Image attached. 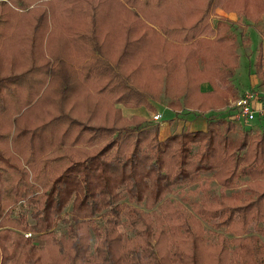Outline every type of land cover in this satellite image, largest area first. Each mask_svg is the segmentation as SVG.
I'll list each match as a JSON object with an SVG mask.
<instances>
[{"label":"trees","instance_id":"trees-1","mask_svg":"<svg viewBox=\"0 0 264 264\" xmlns=\"http://www.w3.org/2000/svg\"><path fill=\"white\" fill-rule=\"evenodd\" d=\"M0 4L15 8L0 14V61L13 56L22 63L0 67V116L15 128L19 120L34 122L56 104L58 115L49 122L59 120L67 131L76 127L73 144L82 138L98 147L102 141L89 154L76 149L39 163L24 159L30 175L0 148V210L24 204L32 223L20 215V231L40 241L2 229L0 250L8 252L0 255V264L15 256L23 264H46L42 252L47 248L57 256L52 264H264V245L256 236L264 235V179L224 191L239 161H263L264 132L249 137L251 128L242 125L235 144L229 134L237 126L223 116L207 119L204 129H181L159 139L157 125L149 122L84 127L68 115L75 88L93 75L105 76L113 102L125 105L146 104L135 88L138 73L144 80L163 74V94L171 107L207 112L228 96L236 98L230 81L238 55L235 37L227 32L230 22L209 19L219 7L257 22L264 16V0ZM33 29L39 57L29 33ZM53 41L62 44L61 51L51 48ZM6 44L11 46L4 49ZM202 83L210 88L201 91ZM28 110L32 116H24ZM2 131V143L20 134ZM29 146L31 156L34 146ZM224 208L227 216L217 222ZM210 231L215 239H226L215 231L231 238L218 247L208 242L205 232Z\"/></svg>","mask_w":264,"mask_h":264},{"label":"rangeland","instance_id":"rangeland-1","mask_svg":"<svg viewBox=\"0 0 264 264\" xmlns=\"http://www.w3.org/2000/svg\"><path fill=\"white\" fill-rule=\"evenodd\" d=\"M47 0H29L33 7L35 5H39L41 2H46ZM49 1V0H48ZM15 9L13 5H1L0 4V14H4V12L9 11L10 9ZM172 11H168V15H172ZM231 14H235L236 19L232 16H229ZM218 18L225 19L230 22V29L228 32L229 35H232L235 37V50L239 55L243 54V40H245L244 33L248 31L249 26H251L253 29H255L258 34L261 37H264V17L263 19H260L259 22L254 23L252 25H247V20L241 18L238 14L233 12H226L222 8H217L215 10V13L210 16L209 21L211 23H215ZM250 21V20H248ZM32 32V39L35 46V53L36 56L39 55V42L37 40V37H35L36 30L33 29L29 33ZM29 36V35H27ZM27 38V37H26ZM44 45V42L42 43ZM7 46H11L10 44H6L3 46L4 49L7 48ZM51 48L56 51H61L62 44L58 41L51 42L50 43ZM39 57V56H38ZM46 60V59H45ZM249 60L247 57L242 55L240 59L237 62V67L235 68V73L233 75V78L231 84L233 88L235 87L238 90V94L244 93L250 89V79L249 75L252 74L254 71V65L250 62H246ZM12 63L14 66L18 67L21 66L22 63H17L15 57L8 56L7 60L3 62L0 61V67L1 68H7L9 64ZM135 88L142 92L144 94L145 102L146 104L140 105V104H133V102L125 105L121 101H115V99L112 98V95H109L108 92L110 91V85L105 84L106 77H97L95 75L92 76V79H88L87 82H85L84 85H79L75 88V93L77 94L74 97V103L72 108L70 109L68 115L70 118H74L75 120L79 121L84 127H88V125L91 126H101V127H115L118 128L119 126H133L134 124L138 123H150V124H156L158 127L157 132V138L163 139L164 137L168 136L172 133H178L181 129L186 130H192V129H204L205 123L207 119L209 118H224L227 119L226 113L229 111L228 107L229 104L235 99H228L225 98L226 101L221 104V106L213 107L211 110H208L207 112H201L191 109H179V106L177 107H171L168 106L169 97L164 96L163 94V87L166 82L165 79H163V74L156 75V78H146L143 79V74H137L135 76ZM78 81H81V79H78ZM169 82L172 84V80L170 79ZM203 84V83H202ZM201 85V84H200ZM144 86V88H143ZM261 86H263L261 84ZM207 87L203 88L206 89ZM210 88V86H209ZM207 88V89H209ZM206 89V90H207ZM203 91L202 89H200ZM115 95H117L116 90H114ZM115 97V96H113ZM237 97V96H236ZM228 99V100H227ZM54 100L57 101V97L54 98ZM46 110L44 114H40L37 119H35L34 122H24L19 120L17 124H15V128L12 125L10 119L6 117L0 116V131L2 132H8L10 136L17 130L19 131V135L14 140L7 139L4 141V143L0 142V148L2 149L3 153L5 155H8L10 161L14 162V164L17 165L18 168H21L23 170H27L25 164V160L39 163L41 159L45 157H60V156H66L70 153L74 152L76 149H80L82 152L84 151L85 154H89L93 149L98 148L101 146L102 141L100 142L98 147H94L93 145L84 144V140L82 138H78L76 142L73 144L72 139L74 138V135H77L78 129L76 127H73V129H68L67 131L65 129V125L61 124L59 120L57 122H49L52 117H55L58 115L57 113V106L50 105L46 107ZM37 108H34V111ZM57 109V110H56ZM63 110H66V107H63ZM68 110V108H67ZM66 110V111H67ZM178 112L177 116L174 117V112ZM161 114L160 121L154 122L152 119V116L154 114ZM33 110H28L24 113V116H32ZM23 119H25L23 117ZM231 121V120H229ZM233 124H236V130L234 132H230L229 138L232 139V141L237 144V142L240 139L241 131L239 132V129H241L243 126L239 124L238 122H233ZM256 123L259 125L260 129L264 131V123H260V121L256 122V119L252 121L251 123ZM50 123V124H49ZM247 127H250V124L246 125ZM13 128L15 130H13ZM251 128V127H250ZM23 129V130H22ZM257 128H251L249 137L255 136L257 134H260L261 131ZM32 131V132H31ZM83 134L84 132H79V134ZM31 135L32 137H30ZM31 139V140H30ZM29 144H32L34 148H32L33 154L30 155V146ZM264 153V152H263ZM29 157V159H28ZM62 158V157H61ZM59 158V159H61ZM23 160V161H22ZM62 162L60 160L57 163ZM56 166V165H55ZM54 168V167H52ZM27 175L29 174V171H26ZM11 175V174H10ZM14 176V175H12ZM254 178L264 179V158L263 161H253V163H249L247 161H239L237 171L235 175L232 177L231 180H229L226 183V186L224 188V191L226 193L237 191L240 186L244 184L246 181H251ZM208 185L212 186L214 190H216L215 184L213 182L208 183ZM250 197V195L248 196ZM175 198V197H174ZM234 204V203H232ZM20 205V206H19ZM14 208H12L9 205H6V207H3L2 210H0V232L3 230H10L15 235H22L25 238L33 239L35 242H39V239L34 235V233L31 232H21L19 228V223L17 221L18 217L24 216L27 223H32L31 220L28 217L29 209L26 210V206L22 203H19ZM186 204H184L185 210H188L186 208ZM216 207V206H214ZM21 211V212H19ZM227 216V209L224 208L222 211L219 212V216L217 217L216 221H222ZM173 227L175 225L172 224ZM7 228V229H6ZM178 229V228H177ZM208 230V228H205ZM63 230V225L58 226L57 233H61ZM12 233V235H14ZM214 232H205L206 238H208V242L214 244L215 246H221L222 244L225 246L227 245L226 242L229 241L231 236L227 233L215 231V234L222 235L226 239L224 241H221V239H215L216 237L213 235ZM214 236V237H213ZM257 238L259 239V242H261L264 245V235L258 233L256 234ZM212 237V238H211ZM229 249H232V245L228 243ZM8 250H0V255L7 254ZM43 256V263L46 264H52V261L57 260V256L55 254V251L51 248L44 249L42 252ZM5 264H23V261L21 259V256L14 257L12 260H8Z\"/></svg>","mask_w":264,"mask_h":264},{"label":"crops","instance_id":"crops-1","mask_svg":"<svg viewBox=\"0 0 264 264\" xmlns=\"http://www.w3.org/2000/svg\"><path fill=\"white\" fill-rule=\"evenodd\" d=\"M229 16H232V19H230L231 21H233V17L236 19L235 14H231ZM263 17H260L257 22H259L260 19H263ZM247 22H248L246 23L247 25L249 24L252 25L254 23H257V22H252V21H247ZM244 35H245V40H243V43H242L243 44V48H242L243 54L242 55H244L245 57L249 59L246 62H249V63L251 62L254 65V71L252 72V74L249 75L250 88L255 89L259 94L264 95V37H261L258 34V32L255 29H253L251 26H249L248 31L245 32ZM237 55H238L237 57V62H238V60L240 59L242 55H239L238 53ZM237 62H236V65H237ZM261 84L263 86H261ZM205 87L209 88V84L203 83L200 85V89L202 90ZM235 87H234V90H235L236 96H239L238 94L239 92ZM206 89H204L203 91H206ZM227 98L232 99L233 97L228 96ZM250 127L260 129L259 125L256 124L255 122L251 123ZM259 131L264 132L261 129Z\"/></svg>","mask_w":264,"mask_h":264},{"label":"built area","instance_id":"built-area-1","mask_svg":"<svg viewBox=\"0 0 264 264\" xmlns=\"http://www.w3.org/2000/svg\"><path fill=\"white\" fill-rule=\"evenodd\" d=\"M228 110L227 119L241 125L251 124L255 119L256 122L264 123V95L250 88L248 91L239 94L229 104ZM152 119L154 122L160 121L161 114H154Z\"/></svg>","mask_w":264,"mask_h":264}]
</instances>
